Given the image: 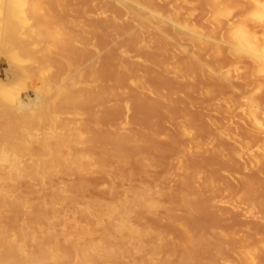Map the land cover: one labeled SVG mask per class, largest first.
<instances>
[{"label":"rangeland","instance_id":"1","mask_svg":"<svg viewBox=\"0 0 264 264\" xmlns=\"http://www.w3.org/2000/svg\"><path fill=\"white\" fill-rule=\"evenodd\" d=\"M208 1L51 0L57 13L66 4L60 22L71 39L50 44V64L37 75L44 102L58 109L37 112L16 141L33 135L29 152L75 148L56 154L43 184L22 175L0 185V197L34 200L52 213L51 225L16 218L32 241L52 238L56 264H70L73 242L98 245L112 224L135 230L132 243L145 250L121 264H155L150 249L158 259L164 250V264H264V66L250 61L256 36L238 49L243 24L227 29L254 2ZM164 234L175 240L162 249Z\"/></svg>","mask_w":264,"mask_h":264},{"label":"bare ground","instance_id":"2","mask_svg":"<svg viewBox=\"0 0 264 264\" xmlns=\"http://www.w3.org/2000/svg\"><path fill=\"white\" fill-rule=\"evenodd\" d=\"M208 2L210 3V0ZM256 2H258V0H256ZM211 3L213 4V0ZM211 3L210 6H212ZM50 4L51 0H0V185L3 186L6 182L12 185L16 184L22 175L36 178L38 182L43 184L50 172L57 167L52 160L56 154L66 155L75 148L74 144L66 143L57 153L51 151V149L29 152V150H26V144L30 143V141H35L33 135L28 134V136H25L28 138L26 143L19 144L16 141L18 130L22 127L32 126L36 121L37 112H42L45 108V110L50 109L53 111H57L58 109L56 103L51 101L44 102L43 97L48 95H45V93L41 94L42 84L37 75L41 67L49 66L52 48L55 45L65 43L71 39L66 35V29L60 22L62 17H66V14H64L67 9L66 4L60 6L59 13H57ZM250 6L248 10L249 13L247 10L246 12L245 10L238 12L247 13L245 16L244 13L243 15L241 14L243 18H240L239 14L237 15L236 13L239 18L231 23L234 24V26L231 24L230 28L226 25L224 26L229 30H236L239 28L238 26L243 24L240 28H245L242 31L244 34L241 33L244 37L241 36L242 39H240H244V41L236 40L238 42L235 48L238 47V49L239 46H241V49H246V46L249 48L253 46V41H255L253 39L256 36L257 40L254 45L256 48L253 47L255 49H253L254 54L249 57L251 58L250 61L254 62L255 65L257 64V67H260L262 65L264 66V23L253 18L252 13L254 7L252 5ZM251 8H253V10ZM236 15H234L233 18L237 17ZM218 21L216 20V22ZM230 22L231 21H229V23ZM245 22L246 26H244ZM236 23L238 25H235ZM79 24L82 25V22H79ZM240 28L237 31H240ZM227 29L226 31L223 30L227 32ZM257 32L261 40L258 39L259 36ZM230 34L233 35V33ZM53 42H56V44L51 46L50 44ZM249 48H247V51H250ZM222 56L223 54L221 57ZM238 56L240 55L238 54ZM226 57L228 58L227 54ZM249 57H247V59ZM244 58L245 57H243V59ZM247 59L241 61L249 64V59ZM262 71H264V68ZM257 72L255 71L256 74ZM261 74L262 72L260 70L259 76ZM75 82L76 85H80L78 79L75 80ZM51 92L50 89L47 94ZM255 109L256 110L252 113L254 117L256 113L258 114L257 110L259 107ZM46 123L48 122H45V124ZM22 138L24 139V137ZM23 157H27V160L24 161ZM97 160L98 163L103 162L101 159ZM24 163L28 165L24 167L22 165ZM121 163L123 165H128L130 159L123 157ZM74 173L79 175L81 171L75 170ZM14 190L15 188L13 187L11 191L13 192ZM8 195L9 194L2 193L0 197V212L2 213L0 216L5 217L6 220H10L8 227L0 224V264H56V257L51 255L52 249L55 248L52 238L49 237L48 241L44 244L32 241L33 236L28 232L26 225L24 228L22 220L16 218L17 215L21 217L25 215L39 224L51 225L54 220L52 213L47 210L41 211L38 207L32 205L34 200H21L15 195ZM68 198H71V196ZM85 208L86 207H83V210H85ZM97 211L99 213L103 212L100 209H97ZM114 211L115 209H113L112 214ZM26 222L29 221L27 220ZM88 227L93 228L95 224L90 223ZM84 228L85 227L81 225L78 229L79 235L84 234ZM177 228L181 230L185 229L186 226L183 223H178ZM18 230L21 233H19ZM12 231L15 232L16 235L11 233ZM150 234L153 238L156 236L157 232H150ZM167 235L159 241V245L163 247L162 249L167 246L166 239L169 238V240H171L170 238L172 235H169L170 237ZM137 236V232L133 229L124 230L118 224H112L108 232L98 235V245L87 242H73L74 253L69 263L106 264L112 261L111 264H121L124 259L123 255L125 254H128V260L131 262L134 260L135 255L137 256L141 252H145L144 249L132 243V239ZM139 236L142 238L144 237L142 234ZM156 238L157 237L154 239ZM174 238L175 237L172 236L173 241L175 240ZM123 241L126 243H122ZM176 242L177 241L174 242V246L180 247L181 244ZM191 244L192 237L189 234L186 238L185 245L191 247ZM171 249L170 251H173L172 255H174L175 251V253H177L178 248L175 251L173 247ZM159 250L160 249L157 251ZM160 252H164V250ZM160 252L158 254L164 257V253L161 254ZM148 254L155 264H164L165 261L162 260L164 259L163 257H160V259L156 258V249H150ZM162 261L164 262L162 263Z\"/></svg>","mask_w":264,"mask_h":264},{"label":"snow or ice","instance_id":"3","mask_svg":"<svg viewBox=\"0 0 264 264\" xmlns=\"http://www.w3.org/2000/svg\"><path fill=\"white\" fill-rule=\"evenodd\" d=\"M254 11L252 13V16L254 19L258 20L261 23H264V0H254Z\"/></svg>","mask_w":264,"mask_h":264}]
</instances>
